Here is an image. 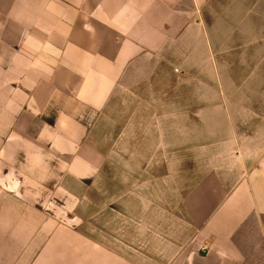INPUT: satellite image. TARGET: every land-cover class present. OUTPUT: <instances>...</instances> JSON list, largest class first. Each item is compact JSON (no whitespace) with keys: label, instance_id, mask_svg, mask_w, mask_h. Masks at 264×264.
Returning a JSON list of instances; mask_svg holds the SVG:
<instances>
[{"label":"crops","instance_id":"obj_1","mask_svg":"<svg viewBox=\"0 0 264 264\" xmlns=\"http://www.w3.org/2000/svg\"><path fill=\"white\" fill-rule=\"evenodd\" d=\"M207 1L0 0V264H58L102 165L91 130L157 64L208 66ZM185 211L202 249L169 264H264V172Z\"/></svg>","mask_w":264,"mask_h":264},{"label":"rangeland","instance_id":"obj_2","mask_svg":"<svg viewBox=\"0 0 264 264\" xmlns=\"http://www.w3.org/2000/svg\"><path fill=\"white\" fill-rule=\"evenodd\" d=\"M200 17L208 66L154 64L91 130L102 165L65 213L58 264H169L201 250L189 198L225 197L264 172V0H208Z\"/></svg>","mask_w":264,"mask_h":264}]
</instances>
